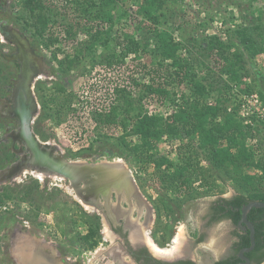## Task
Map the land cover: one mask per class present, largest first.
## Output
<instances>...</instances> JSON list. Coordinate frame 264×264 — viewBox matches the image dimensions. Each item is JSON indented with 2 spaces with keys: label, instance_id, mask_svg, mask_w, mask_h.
<instances>
[{
  "label": "rangeland",
  "instance_id": "1",
  "mask_svg": "<svg viewBox=\"0 0 264 264\" xmlns=\"http://www.w3.org/2000/svg\"><path fill=\"white\" fill-rule=\"evenodd\" d=\"M45 1L47 6L54 10L42 38L37 36L35 29L24 20L25 17L29 18V13L24 9L22 0H0V55L9 54L11 44L15 43L10 34L16 32L17 37L30 42V47L36 50L51 68L46 77L52 78V70L62 74H55L53 77L56 79L51 81L44 79L39 87L42 114L38 117L34 129L39 141L50 144L45 154L55 158L62 155L65 162L78 161L81 164L87 162L88 158L95 162L98 159H122L130 169L137 170L136 178L141 191L154 207L158 205L157 197L160 191L159 185L152 179L153 167L150 166L147 173H139L134 157L118 138L121 132L117 127L105 130L103 128L102 133L106 132L107 136L98 139L101 130L95 128L97 122L92 112L96 108L109 109L118 103L117 100L121 99V96L116 93V88L126 89L136 98L143 89L135 84L151 82V76L147 75L143 66L151 70L159 67L161 60L155 35L157 27L171 34L175 42L184 45L182 56L190 58L193 68L203 77L209 73L207 68L218 77L219 67L223 64L216 56L208 57L209 50L204 49L209 46L212 37L231 45V52L243 54L245 57L249 70L247 78L256 89L254 92L259 95L262 93L264 98V0H163L160 13L165 15L167 23L161 22L159 25L140 14L146 0H115L116 4L110 10L113 24L87 22L82 13L75 12L74 0ZM98 25L100 30H104L103 33L109 31L108 34L102 35L99 41L93 37ZM72 28L70 37L67 31ZM241 30L259 42L258 49L262 47L256 56H251V52L243 47L241 36L237 34V31ZM125 35L134 38L141 50L137 49L136 52L134 47L125 42ZM49 37L57 38V41L49 43ZM66 56L79 57L78 65L68 75H64V66L60 64ZM9 67L5 62L0 63L2 94H7L4 86L7 78L4 71L9 70ZM162 74L168 77L170 73L163 67ZM157 82L165 84L162 79H157ZM222 85L223 83L219 86ZM182 89L185 94L189 93L185 86ZM51 95L61 101L65 98H75L72 108L76 111L65 115L63 119L53 118L56 109L50 108V111H47L43 106L45 98ZM146 98L144 105L149 112L161 111L166 116L173 112L171 106H163L160 103L159 96ZM1 101L0 99V104ZM86 101L88 103H84ZM137 110L134 112L138 113ZM56 119L64 121H59L57 125ZM3 124L0 122V264H26L18 255L30 256L34 254L32 250H37V256H46L47 261L52 264H72L66 258L72 257L73 260L78 256L86 262L85 264H98L103 259L111 258L114 250L104 241L108 239L106 229L101 228L104 235L101 233V243L96 249L84 248L80 237L89 230V218L84 216V211L65 189L56 187L58 182L52 177L59 175L45 171V181L41 182L24 173L25 170H36L29 167V162L26 161L33 153L28 150L30 154L26 158L28 151L21 154L12 151V145L7 141L11 130L8 132L6 126L2 128ZM257 138L263 152V126ZM127 142L130 144V140ZM185 144L189 145L191 141L167 136L160 142L158 151L160 155L174 159L177 148ZM206 165L203 162V166ZM209 170L217 185L214 194L188 197L181 208L176 210L177 222L173 217L167 218L163 214V225L169 228L162 229L163 226L158 224V213L155 214L152 237L159 247H166L167 242L182 236L184 246L193 250L194 255L201 256L203 253L197 248L201 246H193L199 234L207 232L205 242L210 245L225 237L231 229L230 225L217 224L206 231V211L209 204L220 196L230 198L239 193L248 194V186H245L242 179L243 174L236 175L231 168ZM257 172L260 173L247 169V174L250 175ZM17 177H20L21 181L17 180ZM13 178L15 180H12ZM206 254L212 255L209 250ZM32 258L37 259L34 256ZM167 258L175 260V257Z\"/></svg>",
  "mask_w": 264,
  "mask_h": 264
},
{
  "label": "trees",
  "instance_id": "2",
  "mask_svg": "<svg viewBox=\"0 0 264 264\" xmlns=\"http://www.w3.org/2000/svg\"><path fill=\"white\" fill-rule=\"evenodd\" d=\"M115 2V0H74L75 12L82 13L87 22L113 24L110 10ZM22 3L29 13V18L25 17L24 20L35 29L37 36L43 38L54 9L47 6L45 0H22ZM162 3L163 0H146L140 14L157 23L156 25L161 22L165 24L166 17L160 13ZM156 29L157 52L161 60L159 67L151 70L143 66L147 75L151 76V82L139 84L135 80L137 82L135 85L143 89L136 98L133 97L132 92L116 88V93L121 96V99L117 100L118 103L113 104L109 109L98 111L96 108L92 112L97 122L95 128L101 130L98 139L107 136L106 132L102 133L103 128L105 130L113 126L117 127L121 132L118 138L128 147L127 151L134 157L139 173H147L148 168L153 167L152 179L159 185L158 191H160L155 210L158 213V224L163 226L162 229L169 228L163 225V214L167 218L173 217L177 222L176 210L181 208L188 197L210 195L217 191L215 190L217 185L212 180L213 176L209 168H231L236 175L243 174L242 179L245 181V186H248V194L239 193L230 200H224L229 210L222 217L231 219L236 226L245 205L251 201L264 202V156L258 158L249 144L250 140L257 138V134L261 133L264 122H255L253 126L245 125L239 115V99L236 95L256 91L252 84L246 85L243 81L244 78L249 77L245 57L243 54L231 52V45L217 37H212L209 46L204 49L209 50L208 57L216 56L221 62L223 61V64L219 67L218 77L207 67L209 73L203 77L193 68L190 58L182 56L184 45L175 42L168 32L159 30V27ZM72 30L73 28L67 31L70 37ZM103 31L98 25L93 35L94 39L99 41L102 35L109 33ZM237 34L241 36L243 47L251 52V56L261 52L262 47L258 49L259 42L255 38L253 39L243 30L237 31ZM124 40L134 47L136 52L141 48L132 37L125 35ZM56 41L57 38L48 39L49 43ZM2 62L7 61L3 59L0 63ZM78 63V56H66L60 62L64 66L62 70L64 75H68ZM163 67H166V72L170 73L168 77L162 74ZM157 79L165 80V84L158 83ZM221 83L223 85L219 86ZM183 86L189 93H184ZM234 90L236 94L233 93ZM153 95L159 96L163 106L165 104L171 106L173 112L168 116L161 111L149 112L144 102L146 97ZM260 96L264 101L262 93ZM74 101L75 98L68 100L65 98L61 101L51 95L45 98L43 106L47 111H50V108L56 109L53 118L61 119L70 112L76 111L72 108ZM135 110L139 112L135 113ZM60 119H56L57 125L59 121L60 123L64 121ZM167 136L172 139L188 140L191 144L179 146L177 152L175 151V158L171 159L166 155H160L158 151L160 142ZM127 140H130V144ZM203 162L207 165L203 166ZM247 169L260 173L250 175L247 174ZM215 202L212 208L217 213L226 210L221 207V200ZM84 216L89 218L90 227L88 232L80 237V241L85 249L94 250L102 239L99 218L86 213ZM247 218L255 228L256 251L264 250V208H253ZM235 234L241 240L239 247L250 246L249 231L242 234L236 231ZM170 238L171 236L168 241ZM262 259H259V262Z\"/></svg>",
  "mask_w": 264,
  "mask_h": 264
},
{
  "label": "flooded vegetation",
  "instance_id": "3",
  "mask_svg": "<svg viewBox=\"0 0 264 264\" xmlns=\"http://www.w3.org/2000/svg\"><path fill=\"white\" fill-rule=\"evenodd\" d=\"M10 36L14 38L15 43L11 44L9 54L0 55V60L5 59L8 66H10L9 70L4 71L7 78L4 84L7 89V94H2V91L0 92V99L2 100L0 104V122L4 123L2 128L6 126L8 132L11 130L10 134H8L7 141L11 143L12 151L17 152V154L24 153L28 150L32 151V157L30 156L31 158L26 160L27 163L29 162V167H34L37 171L44 173L51 169L41 164L38 165L39 163L36 162H39V158L42 157L44 153H47L46 149L50 144L39 141V136L35 133L34 129L38 117L42 114L39 87L44 79L51 81L56 79L53 77L55 74L58 76L62 74L52 70V78L46 77V75L50 74L51 68L45 64L44 59L38 52L30 47V42L19 36L17 37L16 32L10 34ZM27 124L31 129L34 140L28 139L29 136L25 130V125ZM33 141L36 142L37 145ZM29 154L30 152L28 155H25L26 158L29 157ZM56 157H60V155ZM92 160L93 159L88 158L87 162L83 164V170H85L86 173L82 181L75 180L71 182L70 179H64V181L76 191L78 196L82 198L87 205H89L91 211H88L84 206L74 200L80 209L90 216L98 217L100 227L106 229L108 233V239H104V241L105 243L108 242V245L111 246L114 253L110 256L111 258L103 259L102 262L98 264H107V262L108 264H264V250L256 251V240L255 248L251 252L244 253L248 261L240 257L241 252L251 246V242L248 247H239L241 240L236 237L235 232L238 231L242 234L247 233L249 230L244 231L240 229L238 224L235 226L231 219L222 217L223 214L227 213L229 210L224 200H230L237 194L230 198L220 196L216 199L221 200V207L226 209L224 212L221 211L217 213V211L212 208V205L216 203L215 201L209 204L208 210L206 211L204 229L207 231L217 224L230 225L231 229L226 233L225 237L221 238L217 243L214 242L208 245L205 242L207 232H204L203 234H199L196 242L193 244V246H201L197 248L200 249L203 255H194L193 250L187 248V253L177 256L178 258L175 257V260L171 261V259L167 258L168 256L161 257L162 255L157 254L147 242L146 232L154 241L152 237V225L155 222L154 219L157 212L150 200L141 191V187L136 178L137 170L130 169L129 166L124 163V160L121 161L120 164H117L118 159L116 158L111 160L98 159L96 162ZM24 162L25 160L23 163ZM70 163H72V161L67 162L68 165ZM118 165H120L122 171L127 173L125 179L131 190L130 194H126L125 191H120L111 175L108 179L101 180V174L103 175V172L109 171L110 174V172L119 168ZM67 168L70 167L67 166ZM104 169L105 171H102ZM28 175H30V173H28ZM12 180H15V178ZM138 201L139 203L143 201V203H140L141 208L132 205ZM114 208H118L122 212V216L115 215V213L112 212V209L115 210ZM129 222L131 226L140 228L139 231L142 236L141 242L135 243L133 241L132 229ZM150 225L151 227L149 228ZM101 233L104 235L100 229V235ZM173 240L170 243H166L167 246H165L169 247L172 245ZM157 245L159 246V244ZM207 250L211 251L212 255L208 256L206 254ZM32 251V253H34L32 256L37 259H29L26 257L27 254L26 256H18L22 259L21 261L26 262V264H52L50 261H47L46 256H37V250ZM66 259L68 262L71 261L72 264L86 263L82 261V258L79 256L73 260L72 257ZM259 259H262V261L259 262Z\"/></svg>",
  "mask_w": 264,
  "mask_h": 264
},
{
  "label": "bare ground",
  "instance_id": "4",
  "mask_svg": "<svg viewBox=\"0 0 264 264\" xmlns=\"http://www.w3.org/2000/svg\"><path fill=\"white\" fill-rule=\"evenodd\" d=\"M42 78V77H41ZM53 145V144H52ZM59 148V147H58ZM63 152V151H62ZM121 161H123L122 159H118V161H117V164H120V162ZM116 163V162H115ZM115 166V165H114ZM119 166V168L118 169H115V171H113V172H110V174H109V171H105V169L104 170H102V171H105V172H103V175L101 174V180L103 179V180H105V179H108V177L111 175V177H113V179H114V182H116L115 184H116V186H118V188H119V190L120 191H125V193L127 194H130V192H131V190H130V188L128 187V185H127V181H126V179H125V177H126V175H127V173H125L124 171H122L121 169V167H120V165H118ZM24 173H30V175L32 176V177H34L36 180H38V181H41V182H44L45 181V177H46V175L44 174V173H42V172H39V171H37V169L36 170H31V171H27V170H25L24 171ZM109 174V175H108ZM108 175V176H107ZM53 179H55L58 183H57V186H59V187H61V188H63V189H65V191H66V193L68 194V195H70L71 197H73L74 198V200H76L79 204H81L82 206H84L88 211H91V208H89V205H87L84 201H83V199L82 198H80L79 196H78V194L76 193V191L71 187V186H68V185H65V181H64V179H63V177H61V176H56V175H54L53 177H52ZM111 179V178H110ZM17 180H19V181H21V178L20 177H17ZM108 183H110V182H108ZM129 183V182H128ZM132 184V183H131ZM134 186V185H133ZM137 194V193H136ZM138 198V197H137ZM121 200V199H120ZM137 200H139V199H137ZM141 200V199H140ZM140 203H143V201L141 202L140 201ZM140 203H139V201L138 202H136L135 204H132V205H135L136 207H140L141 208V206H140ZM132 208V207H131ZM115 209V208H114ZM134 209V208H133ZM142 209H144V208H142ZM145 211H146V209H145ZM112 212L113 213H115V215H121L122 214V212L117 208V209H115V210H113L112 209ZM127 212H128V210H127ZM119 213V214H118ZM122 216V215H121ZM129 224H130V227H131V229H132V239H133V241L135 242V243H139V242H141V240H142V236L140 235V231H139V229L140 228H137V227H134V226H131V223L129 222ZM149 232V231H148ZM107 234V233H106ZM146 234V238L148 239V243L150 244V246L152 247V249L154 250V251H156L157 252V254H160V255H165V256H169V257H177V256H181V255H183L184 253H187L186 251H187V247L186 246H184V243H182V239H183V237L181 236H179V238L178 237H175L174 238V240H173V243H172V245H170V247H166V248H161V247H159L149 236H148V234H147V232L145 233ZM107 237V236H106ZM108 238V237H107Z\"/></svg>",
  "mask_w": 264,
  "mask_h": 264
},
{
  "label": "water",
  "instance_id": "5",
  "mask_svg": "<svg viewBox=\"0 0 264 264\" xmlns=\"http://www.w3.org/2000/svg\"><path fill=\"white\" fill-rule=\"evenodd\" d=\"M29 121V119H28ZM27 121V123H28ZM25 130L27 132V135L29 136L28 139L30 140H34L33 136H32V132L31 129L29 127V125H25ZM34 142V141H33ZM36 145L37 143L34 142ZM32 152V151H31ZM39 163L41 165H44L46 167H49L50 173H56L57 175L63 177V179H70L71 182H74L75 180L77 181H82L83 178L85 177V170H83L84 166L83 164H81V162H76V163H70L69 165L67 164V162H65V160L63 159V157H53L50 154H45L39 158ZM85 164V163H84ZM67 166H69L70 168H67ZM74 170V171H72ZM76 170V171H75ZM253 208H264V202H260V201H251L249 202L247 205H245L241 212V219L238 223V226L240 227V229L247 231H250V242H251V246L249 248L244 249L241 254L240 257L243 260L248 261V259L245 257L244 253H248L251 252L254 248H255V228L253 226V224L248 220V214L250 213V211ZM151 227V225L149 226V228ZM21 255L23 253H20ZM26 257H28L29 259L32 258V255H27ZM173 259H171L172 261Z\"/></svg>",
  "mask_w": 264,
  "mask_h": 264
},
{
  "label": "built area",
  "instance_id": "6",
  "mask_svg": "<svg viewBox=\"0 0 264 264\" xmlns=\"http://www.w3.org/2000/svg\"><path fill=\"white\" fill-rule=\"evenodd\" d=\"M243 81L246 85H250L251 83V80L249 78H244ZM235 92L236 91L234 90L233 93ZM236 95L239 99V115L241 119L244 120L245 125L253 126L255 122H264V101L261 100L260 95L257 92H252L244 95ZM97 110L101 111L100 108H98ZM249 144L253 147L258 158L264 156V151L262 152L261 150L262 147L258 138L250 140ZM26 225L28 226L29 224L26 222Z\"/></svg>",
  "mask_w": 264,
  "mask_h": 264
}]
</instances>
